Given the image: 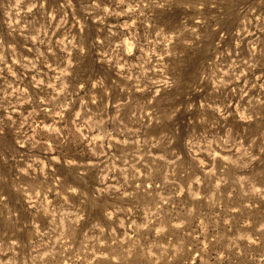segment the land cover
I'll use <instances>...</instances> for the list:
<instances>
[{
  "label": "rangeland",
  "instance_id": "374dc122",
  "mask_svg": "<svg viewBox=\"0 0 264 264\" xmlns=\"http://www.w3.org/2000/svg\"><path fill=\"white\" fill-rule=\"evenodd\" d=\"M128 3L0 0V264H264V0Z\"/></svg>",
  "mask_w": 264,
  "mask_h": 264
},
{
  "label": "clouds",
  "instance_id": "9594fccd",
  "mask_svg": "<svg viewBox=\"0 0 264 264\" xmlns=\"http://www.w3.org/2000/svg\"><path fill=\"white\" fill-rule=\"evenodd\" d=\"M23 2V0H16V5L17 6H19V4L20 3H22ZM71 2V0H69V3ZM118 2L120 3V4H124L125 2H126V0H118ZM133 4H135V6H133ZM152 6H157V7H163V5L160 3V0H132V3H128V12H130V13H136L137 12V10H139V14L141 15V16H143L144 15V8H146V7H152ZM35 7V4H33V5H30L29 6V8H28V11L29 12H31L32 11V8H34ZM97 7H99V5H97ZM104 11L105 12H108V9L107 8H105L104 9ZM109 14H113V13H109ZM115 15H125V13H123V12H118V13H114ZM147 19V18H146ZM133 23H135V21H133ZM197 23H202V21L201 20H197ZM127 26V25H126ZM196 29H192V31H195ZM163 33V28H161L160 29V31L157 33V35H161ZM165 40L168 42V43H171L172 42V40H171V38H169V37H165ZM135 45L134 44H132V43H129L128 44V47H127V51H128V54L129 55H131V53H132V49H133V47H134ZM67 88V85L65 84V85H63V88L61 89V91H63L64 89H66ZM10 118V117H9ZM242 118H244L243 116H242ZM247 119H251V117H247ZM50 131H54V132H57V134H59V132L61 131V130H59V129H56V128H54V127H50V129H49ZM77 131H81L80 129H77ZM81 134H83V133H81ZM57 162H59L58 160H57ZM71 163V162H70ZM33 166H32V164L30 163L29 165H28V168L30 169V168H32ZM21 171H23L25 174H27V169H21ZM71 191H73V192H76L77 191V189H71Z\"/></svg>",
  "mask_w": 264,
  "mask_h": 264
}]
</instances>
